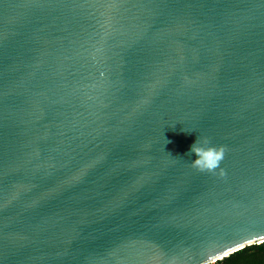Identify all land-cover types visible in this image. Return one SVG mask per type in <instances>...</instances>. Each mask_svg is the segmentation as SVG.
Segmentation results:
<instances>
[{
  "label": "water",
  "instance_id": "1",
  "mask_svg": "<svg viewBox=\"0 0 264 264\" xmlns=\"http://www.w3.org/2000/svg\"><path fill=\"white\" fill-rule=\"evenodd\" d=\"M262 236L264 0H0V264H204Z\"/></svg>",
  "mask_w": 264,
  "mask_h": 264
},
{
  "label": "clouds",
  "instance_id": "2",
  "mask_svg": "<svg viewBox=\"0 0 264 264\" xmlns=\"http://www.w3.org/2000/svg\"><path fill=\"white\" fill-rule=\"evenodd\" d=\"M225 147L223 145H215L207 137L198 138L190 145L185 155L189 157L192 167L200 172L215 173L220 169L221 162L224 159ZM195 159H191V157ZM222 171V170H221ZM264 247V236L250 240H244L237 246L227 249L218 254H209L204 264H220V261L226 257L242 250L245 246Z\"/></svg>",
  "mask_w": 264,
  "mask_h": 264
},
{
  "label": "trees",
  "instance_id": "3",
  "mask_svg": "<svg viewBox=\"0 0 264 264\" xmlns=\"http://www.w3.org/2000/svg\"><path fill=\"white\" fill-rule=\"evenodd\" d=\"M220 264H264V247H246L221 260Z\"/></svg>",
  "mask_w": 264,
  "mask_h": 264
}]
</instances>
